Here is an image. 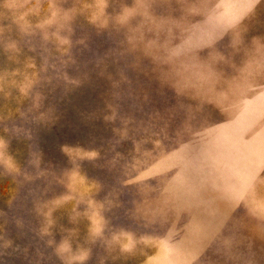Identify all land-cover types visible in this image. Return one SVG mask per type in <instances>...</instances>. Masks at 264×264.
Here are the masks:
<instances>
[{
  "label": "rangeland",
  "instance_id": "374dc122",
  "mask_svg": "<svg viewBox=\"0 0 264 264\" xmlns=\"http://www.w3.org/2000/svg\"><path fill=\"white\" fill-rule=\"evenodd\" d=\"M0 264H264V0H0Z\"/></svg>",
  "mask_w": 264,
  "mask_h": 264
},
{
  "label": "water",
  "instance_id": "95a60500",
  "mask_svg": "<svg viewBox=\"0 0 264 264\" xmlns=\"http://www.w3.org/2000/svg\"><path fill=\"white\" fill-rule=\"evenodd\" d=\"M90 45H91V46H90V49H93V47H94L93 44H90Z\"/></svg>",
  "mask_w": 264,
  "mask_h": 264
}]
</instances>
